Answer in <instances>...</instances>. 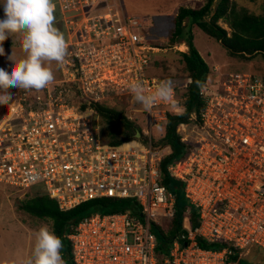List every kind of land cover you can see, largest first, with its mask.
Instances as JSON below:
<instances>
[{"label":"built area","instance_id":"obj_1","mask_svg":"<svg viewBox=\"0 0 264 264\" xmlns=\"http://www.w3.org/2000/svg\"><path fill=\"white\" fill-rule=\"evenodd\" d=\"M53 4L67 55L60 76L42 90L0 88L8 93L0 102V183L37 187L61 210L100 197L137 203V216L94 213L80 220L66 234L73 264H239L249 248L264 251V77L244 72L206 80L199 112H188L178 124L189 150L166 169L182 183L197 216L192 222L186 210L181 232L159 260L152 226L167 230L176 197L160 182L164 150L153 145V129L161 132L167 112L185 111L178 91L190 78L172 84L176 107L158 101L144 111L133 103L129 84L140 81L151 92L164 80L148 72L159 48L139 31L147 17L126 14L119 0ZM122 98L143 115L146 126L138 132L145 141L110 144L102 138L91 104L113 106ZM199 239L225 245L204 248ZM234 249L238 257L232 260Z\"/></svg>","mask_w":264,"mask_h":264},{"label":"trees","instance_id":"obj_2","mask_svg":"<svg viewBox=\"0 0 264 264\" xmlns=\"http://www.w3.org/2000/svg\"><path fill=\"white\" fill-rule=\"evenodd\" d=\"M219 20L227 24L230 28L229 33L218 23ZM186 22L189 25L196 24L201 31L216 39L233 55L250 57L255 54H261L264 57V12L253 14L244 8L237 9L231 0H205L198 7L180 6L174 15L172 30L167 41L171 46L184 39L189 49L187 52L179 50L176 52L181 56V58H178L177 63L181 64L182 76L177 77L169 74L168 77L175 86L185 82L187 78H190V81L185 88L180 90V94L184 96L185 111L181 114L167 112L166 122L161 129L163 134L157 137L158 142H152L155 147L165 151H163L164 153L159 161L160 182L169 191H172L176 197L175 213L168 222L169 232L165 234L158 226H152V231L157 241L155 253L159 260L167 255L172 237L181 230V221L186 210L189 209V216L192 222L195 221L197 216L196 209L189 205L183 195L182 183L171 176L166 169L168 164L182 158L189 150V147L180 140L181 135L176 132V128L180 122L185 121L188 112H199L203 105L199 91L210 74L209 66L193 44L191 30L189 28L186 29L187 31L185 30ZM156 63L155 61L153 62L154 65ZM91 105L107 126L101 129L100 133L102 138L108 143L120 144L131 141L134 138L138 139L135 133L137 131L141 133L140 127L135 122L127 119L122 109L118 110L98 103ZM152 138H154V135H152ZM139 139L145 141L146 136L141 134ZM18 206L31 216L51 222V230L62 241L63 247L60 251L65 264H73L71 245L66 234L71 233L83 218L94 213L105 214L124 211L131 215H139L138 205L135 201L116 197L95 198L79 203L68 210H61L54 198L39 190H35L31 196L21 200ZM198 244L201 247L212 249H220L225 245L221 242L208 243L202 239L198 240ZM260 251L263 250L255 247L254 254ZM254 254L248 257H240L238 263L262 264L261 262H255ZM237 257L238 251L234 249L230 259L235 260Z\"/></svg>","mask_w":264,"mask_h":264},{"label":"rangeland","instance_id":"obj_3","mask_svg":"<svg viewBox=\"0 0 264 264\" xmlns=\"http://www.w3.org/2000/svg\"><path fill=\"white\" fill-rule=\"evenodd\" d=\"M231 1L236 5L237 9L244 8L253 14H261L264 12V0ZM204 2L205 0H119L126 14L147 17V27L139 31L148 43L159 48L154 47V51L156 49L158 50L153 54L152 62L148 68V72L155 78L170 79L168 77L169 74L177 77L182 76L181 64L177 63L178 58H181V56L176 52L177 50L187 52L189 48L184 39H181L179 43L171 46L168 43L167 39L172 30L173 17L180 6L198 7ZM218 23L225 28L228 33L230 32V28L226 23L221 20H219ZM54 26L65 38V31L62 26L59 9L55 10ZM187 28L191 30L192 41L195 48L210 68V74L207 80L219 79L220 81L229 74H240L244 72L264 77V57L261 54H255L250 57H242L237 54L233 55L216 39L201 31L196 24L189 25V23L186 22L185 30ZM0 49H2V51H0V65L5 68L9 63L7 59L11 60L23 55L17 41V30H9L8 34L0 37ZM154 61L157 62L155 65L153 64ZM50 67L54 79H57L61 74L59 64L53 61ZM7 86L13 85L6 83L2 87ZM179 92L180 89L178 94ZM176 95L177 89H175L174 97ZM127 100L129 99L122 98V100L115 105H113V103L111 107L118 110L122 109L124 115H135L134 117L139 121L136 124L140 127V130L144 129L146 124L143 121V115L139 112H134L132 110L133 107ZM106 127L105 123L99 118V130ZM157 130L158 128L153 129V143L158 142L157 137L163 133ZM135 139L136 138L133 140ZM34 188L37 187L21 189L0 183V264H23V261L31 255L34 232L43 225H47L51 230V222L49 220L31 216L18 206L21 200L31 196L35 192ZM168 229L169 227H167V230H164L163 233H168ZM179 232H181V230H179ZM254 252L255 247H251L243 252L242 257H248L254 254ZM253 258L256 263L261 262L264 264L263 251L254 254Z\"/></svg>","mask_w":264,"mask_h":264},{"label":"clouds","instance_id":"obj_4","mask_svg":"<svg viewBox=\"0 0 264 264\" xmlns=\"http://www.w3.org/2000/svg\"><path fill=\"white\" fill-rule=\"evenodd\" d=\"M53 0H0V37L9 30H17V41L22 56L0 65V88L6 83L23 90H42L53 80L51 62L60 64L67 55L64 35L54 26ZM2 51V49H0ZM133 103L148 112L159 101L176 107L170 79L158 82L151 92L140 81L128 86ZM8 96L0 91V102ZM181 114V113H177ZM31 255L23 264H64L61 255L62 241L47 225L34 232Z\"/></svg>","mask_w":264,"mask_h":264},{"label":"water","instance_id":"obj_5","mask_svg":"<svg viewBox=\"0 0 264 264\" xmlns=\"http://www.w3.org/2000/svg\"><path fill=\"white\" fill-rule=\"evenodd\" d=\"M135 136L138 138V137L140 136V133L137 131V132L135 133Z\"/></svg>","mask_w":264,"mask_h":264},{"label":"crops","instance_id":"obj_6","mask_svg":"<svg viewBox=\"0 0 264 264\" xmlns=\"http://www.w3.org/2000/svg\"><path fill=\"white\" fill-rule=\"evenodd\" d=\"M56 10V9H55ZM65 31V30H64ZM65 40H66V32H65Z\"/></svg>","mask_w":264,"mask_h":264},{"label":"flooded vegetation","instance_id":"obj_7","mask_svg":"<svg viewBox=\"0 0 264 264\" xmlns=\"http://www.w3.org/2000/svg\"><path fill=\"white\" fill-rule=\"evenodd\" d=\"M63 26V25H62Z\"/></svg>","mask_w":264,"mask_h":264}]
</instances>
